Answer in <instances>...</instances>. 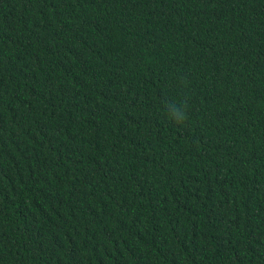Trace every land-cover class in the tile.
Wrapping results in <instances>:
<instances>
[{
	"label": "trees",
	"instance_id": "trees-1",
	"mask_svg": "<svg viewBox=\"0 0 264 264\" xmlns=\"http://www.w3.org/2000/svg\"><path fill=\"white\" fill-rule=\"evenodd\" d=\"M0 264H264V0H0Z\"/></svg>",
	"mask_w": 264,
	"mask_h": 264
},
{
	"label": "clouds",
	"instance_id": "clouds-1",
	"mask_svg": "<svg viewBox=\"0 0 264 264\" xmlns=\"http://www.w3.org/2000/svg\"><path fill=\"white\" fill-rule=\"evenodd\" d=\"M165 106L168 116L177 125H182L188 120L187 98L180 102L166 101Z\"/></svg>",
	"mask_w": 264,
	"mask_h": 264
}]
</instances>
